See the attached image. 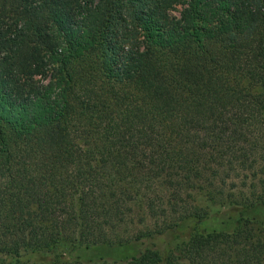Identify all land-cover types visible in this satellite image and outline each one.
Wrapping results in <instances>:
<instances>
[{
	"label": "trees",
	"instance_id": "obj_1",
	"mask_svg": "<svg viewBox=\"0 0 264 264\" xmlns=\"http://www.w3.org/2000/svg\"><path fill=\"white\" fill-rule=\"evenodd\" d=\"M258 172L264 0H0V264H264Z\"/></svg>",
	"mask_w": 264,
	"mask_h": 264
},
{
	"label": "rangeland",
	"instance_id": "obj_2",
	"mask_svg": "<svg viewBox=\"0 0 264 264\" xmlns=\"http://www.w3.org/2000/svg\"><path fill=\"white\" fill-rule=\"evenodd\" d=\"M258 169V168H255ZM232 183H236L234 187H237L239 189H241V191L244 193V195H248V190L247 187L253 185L256 186H262L264 184V175H262L261 173H256L255 177H251L245 179L244 177L240 176V178L233 180ZM228 187L231 185V182H227ZM243 185H247V187L243 186ZM233 188V187H232ZM262 187L259 188L258 190L251 191L254 192L256 197H262V199H264V193L262 192ZM233 190H235V188H233ZM147 226V228H151L152 224L147 222L145 224ZM234 225H236L235 223H231L229 226L223 225L221 228L225 229V230H232L234 229ZM143 228V226L141 225L139 229ZM144 229V228H143ZM122 250H106V251H102L101 253H99V255L95 254L94 251L92 252H88L87 254L83 255V259L88 261L89 259H96L98 258V256H102L103 258L112 261V260H117L120 256L122 255L121 253ZM49 261V260H48Z\"/></svg>",
	"mask_w": 264,
	"mask_h": 264
}]
</instances>
